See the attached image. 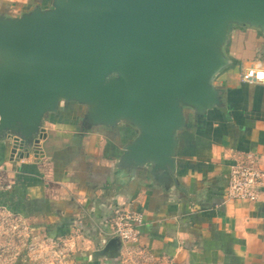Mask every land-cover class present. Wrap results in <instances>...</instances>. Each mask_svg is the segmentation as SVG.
I'll list each match as a JSON object with an SVG mask.
<instances>
[{
    "label": "crops",
    "instance_id": "1",
    "mask_svg": "<svg viewBox=\"0 0 264 264\" xmlns=\"http://www.w3.org/2000/svg\"><path fill=\"white\" fill-rule=\"evenodd\" d=\"M47 3L0 0V15ZM225 52L231 65L213 82L222 105L187 109L168 175L121 167L138 131L87 128L76 102L45 118L29 157L0 141V264H264V186L257 201L225 194L235 163L264 169V86L241 79L264 65V33L235 27ZM117 212L141 218L139 236L108 248Z\"/></svg>",
    "mask_w": 264,
    "mask_h": 264
},
{
    "label": "water",
    "instance_id": "2",
    "mask_svg": "<svg viewBox=\"0 0 264 264\" xmlns=\"http://www.w3.org/2000/svg\"><path fill=\"white\" fill-rule=\"evenodd\" d=\"M239 26L264 33V0H51L0 15V141L29 157L45 118L76 102L87 128L138 131L121 167L168 175L187 109L222 105L213 82Z\"/></svg>",
    "mask_w": 264,
    "mask_h": 264
},
{
    "label": "built area",
    "instance_id": "3",
    "mask_svg": "<svg viewBox=\"0 0 264 264\" xmlns=\"http://www.w3.org/2000/svg\"><path fill=\"white\" fill-rule=\"evenodd\" d=\"M243 82L259 83L264 86V65L256 62L247 68L241 77ZM264 186V169L252 162L235 163L230 170L226 198L230 200L257 201ZM141 218L137 215L117 212L112 220V236L123 242L138 239Z\"/></svg>",
    "mask_w": 264,
    "mask_h": 264
},
{
    "label": "flooded vegetation",
    "instance_id": "4",
    "mask_svg": "<svg viewBox=\"0 0 264 264\" xmlns=\"http://www.w3.org/2000/svg\"><path fill=\"white\" fill-rule=\"evenodd\" d=\"M50 4H51V0H48V3H47V5H48V6H50Z\"/></svg>",
    "mask_w": 264,
    "mask_h": 264
},
{
    "label": "rangeland",
    "instance_id": "5",
    "mask_svg": "<svg viewBox=\"0 0 264 264\" xmlns=\"http://www.w3.org/2000/svg\"><path fill=\"white\" fill-rule=\"evenodd\" d=\"M111 233H112V225H111ZM136 241V240H135Z\"/></svg>",
    "mask_w": 264,
    "mask_h": 264
}]
</instances>
